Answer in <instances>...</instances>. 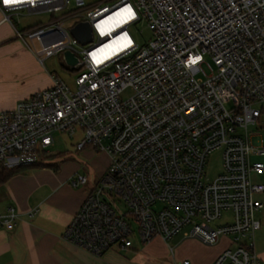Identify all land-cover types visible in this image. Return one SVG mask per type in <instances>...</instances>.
<instances>
[{
	"label": "built area",
	"instance_id": "1",
	"mask_svg": "<svg viewBox=\"0 0 264 264\" xmlns=\"http://www.w3.org/2000/svg\"><path fill=\"white\" fill-rule=\"evenodd\" d=\"M0 12L41 63L61 54L76 72L73 89L50 73L49 87L0 110V165L36 163L55 132L75 150L109 155L64 239L101 255L135 238L228 237L213 264H262L254 236L264 183L253 176L264 172L255 159L264 147L251 138L264 132V0H0ZM12 14L46 17L19 28ZM80 21L92 31L84 44L70 33ZM139 22L150 31L142 46L129 32ZM214 152L220 169L210 178ZM225 212L231 218L216 222ZM16 219L10 208L0 226Z\"/></svg>",
	"mask_w": 264,
	"mask_h": 264
},
{
	"label": "crops",
	"instance_id": "2",
	"mask_svg": "<svg viewBox=\"0 0 264 264\" xmlns=\"http://www.w3.org/2000/svg\"><path fill=\"white\" fill-rule=\"evenodd\" d=\"M10 25L2 21L0 12V110L13 108L18 101L52 82L44 61L41 63L13 36ZM76 151L95 154L88 147ZM97 153L107 160L87 186L70 184L69 179L79 167L68 160L62 161L57 171L49 165L33 166L0 183V215H8L10 208L17 214L14 223L0 226V264H182L184 259L189 264H213L229 245L228 237L206 246L195 238L180 236L175 247L184 248L181 256L170 254L171 244L156 236L144 243L134 242L128 248L112 246L101 255H94L64 239L67 223L109 162L107 153ZM255 176L256 182L264 183V172ZM256 198L264 202V191L257 193ZM255 216L260 227L255 232L254 249L264 263V206Z\"/></svg>",
	"mask_w": 264,
	"mask_h": 264
},
{
	"label": "rangeland",
	"instance_id": "3",
	"mask_svg": "<svg viewBox=\"0 0 264 264\" xmlns=\"http://www.w3.org/2000/svg\"><path fill=\"white\" fill-rule=\"evenodd\" d=\"M104 1L110 3L115 0H84V3L86 6H88V5H95L100 2H104ZM45 17H46L45 15H24V16L19 15L17 16L15 14H12L11 19L17 27L22 28L23 26L28 25L29 23L34 22L35 20L42 19ZM10 28L14 36L15 35L14 29L11 25H10ZM129 32L132 38L134 39V41L140 46L145 44V42L150 37L149 29L146 27L145 24L141 22L137 23L136 25L130 26ZM16 39H18L28 50L31 51V49L28 48L20 38L17 37ZM44 65L50 73H55L59 77H61V79L70 87V89L74 88V77L76 75V72L72 73V71H69L66 69V66L64 64L61 54L52 55V56L45 58ZM248 128L254 129L252 125H249ZM259 134H261V136L260 135L253 136L251 140L256 141L257 146L264 147L263 130H259ZM74 141L75 140L73 138H70L69 136H67L66 134L62 132H55L54 142L49 147H47L46 151H43V153L39 156L40 157L39 159L42 162H49V163L56 162L57 163L56 165L58 166L62 164V161H66V160L71 161L72 163L71 162L69 163L75 164V165L77 164L79 167L74 175L84 174L88 177V182H90L92 179H94L97 169L100 168L101 164H103L107 160V158L106 156H102L103 154H100L97 152H94L95 153L94 155H89V154L83 155L82 153L77 152L73 147ZM256 157L264 161L263 157H259V156H256ZM219 169H220V155L219 153L214 152L208 157L206 161L205 172L207 176L212 178L216 175ZM256 178L257 176L254 175L253 180L256 181L257 180ZM85 185L87 186V184ZM230 218H231V213L225 212L223 213L221 219L216 222L225 221ZM214 224L216 223H213V225ZM179 237H180V234L172 237L171 239L168 240V243L175 247V244H176L175 241ZM137 241L138 240L135 238L134 242H137ZM206 246H211V245H206ZM173 252L176 255L179 254L182 256L185 250L182 246L178 245L177 247L174 248ZM262 264L264 263L262 262Z\"/></svg>",
	"mask_w": 264,
	"mask_h": 264
},
{
	"label": "water",
	"instance_id": "4",
	"mask_svg": "<svg viewBox=\"0 0 264 264\" xmlns=\"http://www.w3.org/2000/svg\"><path fill=\"white\" fill-rule=\"evenodd\" d=\"M70 33L76 39L80 41V43L84 44L92 40V31L91 26L88 21H80L76 23L71 29ZM63 58L67 63L76 64L77 58L73 55V53L69 50H65L63 52Z\"/></svg>",
	"mask_w": 264,
	"mask_h": 264
},
{
	"label": "trees",
	"instance_id": "5",
	"mask_svg": "<svg viewBox=\"0 0 264 264\" xmlns=\"http://www.w3.org/2000/svg\"><path fill=\"white\" fill-rule=\"evenodd\" d=\"M43 152L40 153V155L42 154ZM47 163V164H46ZM57 163L56 162H51V163H48V162H42L40 161V159L36 162V163H33V164H30V165H18L16 167H5L3 165H0V183H3L5 182L8 178H10L11 176L15 175V174H18L22 171H25L27 170L28 168L30 167H33V166H44V165H49L51 166L54 171H57L58 169V165H56Z\"/></svg>",
	"mask_w": 264,
	"mask_h": 264
},
{
	"label": "snow or ice",
	"instance_id": "6",
	"mask_svg": "<svg viewBox=\"0 0 264 264\" xmlns=\"http://www.w3.org/2000/svg\"><path fill=\"white\" fill-rule=\"evenodd\" d=\"M9 2V0H5V3H8Z\"/></svg>",
	"mask_w": 264,
	"mask_h": 264
}]
</instances>
